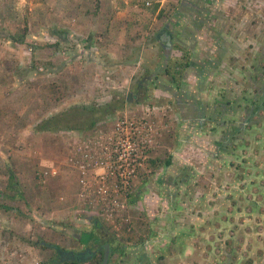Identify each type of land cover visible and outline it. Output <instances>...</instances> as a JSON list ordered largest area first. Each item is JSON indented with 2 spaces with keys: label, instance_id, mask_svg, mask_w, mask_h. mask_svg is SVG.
I'll return each instance as SVG.
<instances>
[{
  "label": "rangeland",
  "instance_id": "rangeland-1",
  "mask_svg": "<svg viewBox=\"0 0 264 264\" xmlns=\"http://www.w3.org/2000/svg\"><path fill=\"white\" fill-rule=\"evenodd\" d=\"M127 5V0H0V188L7 193L0 194L4 205L0 207V264L73 261L67 253L88 245L83 234L89 229L85 214L97 216L110 236L120 235L123 243L135 237L139 241V230L146 229V224L134 227L137 215L143 216L132 201L136 181L166 165L151 161H167L170 156L168 152L161 158L157 152L173 131L174 108L167 92L180 85L165 72L169 61L157 62L161 49L153 48L152 32L145 23L149 20H140V11ZM262 5L252 0L257 11ZM145 6L151 11L152 0ZM10 33L24 35L23 42H14ZM101 61H109L112 67ZM146 61L155 65L148 68ZM150 68H157L159 75H150ZM133 93L138 96L132 98ZM116 97H125V106L106 115L94 129L46 133L35 128L43 118L69 107H103ZM141 121L146 127H138L139 135L147 140L140 143L132 191L117 193L118 207L94 204V200L108 203L113 197L112 182H107L108 194L97 186L99 178L92 180L94 186L88 182L83 187L85 176L72 165L71 154L84 147L88 137L117 139L119 124ZM175 167L169 173L185 175ZM12 174L17 187L9 186ZM237 214L242 216L244 211ZM260 237L263 243L255 252L262 254L264 231ZM119 256L124 252L113 250L108 264H119ZM59 257L65 259L57 261ZM92 258L98 264L100 256ZM84 259L77 261L81 264ZM154 262L162 264L161 257L152 256Z\"/></svg>",
  "mask_w": 264,
  "mask_h": 264
},
{
  "label": "crops",
  "instance_id": "crops-1",
  "mask_svg": "<svg viewBox=\"0 0 264 264\" xmlns=\"http://www.w3.org/2000/svg\"><path fill=\"white\" fill-rule=\"evenodd\" d=\"M127 1L149 20L153 48L161 49L157 62H168L170 52L189 64L180 86L167 92L173 131L157 156L170 152L172 164L136 181L132 201L143 216L134 227L146 224L145 233L123 243L85 214L87 246L109 243L124 252L119 264H151L152 256L162 264H264V252H255L264 231V0L259 11L252 0H152L151 11L150 0ZM150 75L159 70L150 68ZM172 166L185 175L169 173ZM0 194L7 195L1 188ZM90 260L81 264H96Z\"/></svg>",
  "mask_w": 264,
  "mask_h": 264
},
{
  "label": "built area",
  "instance_id": "built-area-1",
  "mask_svg": "<svg viewBox=\"0 0 264 264\" xmlns=\"http://www.w3.org/2000/svg\"><path fill=\"white\" fill-rule=\"evenodd\" d=\"M143 126L146 127L143 121L129 122L123 126L119 124L116 128L119 138L88 137L82 142L84 147L71 154L72 165L85 176L81 180L82 186H87L88 182L90 187L94 186L92 180L99 178L97 186L100 185L101 190L108 194L110 188H107V182H112L113 197L109 198L108 203L94 200V204L118 207L120 204L117 193L121 190L132 191V180L138 175L140 165V143L147 140L141 137L142 133L139 135L138 127L144 128Z\"/></svg>",
  "mask_w": 264,
  "mask_h": 264
},
{
  "label": "trees",
  "instance_id": "trees-1",
  "mask_svg": "<svg viewBox=\"0 0 264 264\" xmlns=\"http://www.w3.org/2000/svg\"><path fill=\"white\" fill-rule=\"evenodd\" d=\"M9 37H11L14 42H23L22 36H15L10 33ZM58 44H56L57 46ZM185 56H181L180 59L174 56H171L169 59V65L165 69V72L171 76V82H173L176 86L180 85L183 77H184V69L188 66L189 62L184 61ZM183 59V60H182ZM135 95V94H134ZM133 98V97H132ZM126 100L125 97H116L114 103H107V105L103 107H87L85 106L83 109L79 108V106H74L72 108H68L63 112L53 114L47 118H43L35 128L41 132H58L60 130H91L96 128L97 124L104 119L106 115L112 114L115 110L122 109L125 106ZM155 166L161 165V163L171 164V160L160 161L158 159H152L151 161ZM9 186L17 187L18 182L15 181L16 176L14 174L10 175ZM4 205H0L3 207ZM98 257V256H97ZM97 257L95 259H97ZM93 261V260H92ZM102 257L100 256V260L98 264H102ZM62 264H80L79 261H67Z\"/></svg>",
  "mask_w": 264,
  "mask_h": 264
},
{
  "label": "water",
  "instance_id": "water-1",
  "mask_svg": "<svg viewBox=\"0 0 264 264\" xmlns=\"http://www.w3.org/2000/svg\"><path fill=\"white\" fill-rule=\"evenodd\" d=\"M162 39L165 41V47L168 49L171 47V35L169 33H165L163 36H162ZM101 249V247L99 248ZM91 250V249H90ZM112 247L109 243H106L104 245V257H103V261H102V264H108L110 259H111V255H112ZM91 253V251H90ZM88 252V254H90ZM93 256H91V254L86 257L84 260H87V259H91ZM79 258V257H78Z\"/></svg>",
  "mask_w": 264,
  "mask_h": 264
},
{
  "label": "flooded vegetation",
  "instance_id": "flooded-vegetation-1",
  "mask_svg": "<svg viewBox=\"0 0 264 264\" xmlns=\"http://www.w3.org/2000/svg\"><path fill=\"white\" fill-rule=\"evenodd\" d=\"M137 90L138 89H136V91ZM133 95H134V93H133ZM134 96H138V95L135 94ZM103 245H104V243L99 245V247H101V249H99V247L93 249V248H90V247L86 246L83 249L84 251H82V253L80 255H72L71 253H68V255H70L69 256L70 259H74V258L78 259V257L79 258H86V257H88L91 254V256H93L94 258H96L97 256H101L102 257V261H103V257H104V246ZM90 251H91V253H90ZM88 252L90 254H88ZM113 256H114V254H113ZM111 257H112V255H111ZM91 259H93V258H91ZM73 261H77V260H73Z\"/></svg>",
  "mask_w": 264,
  "mask_h": 264
},
{
  "label": "clouds",
  "instance_id": "clouds-1",
  "mask_svg": "<svg viewBox=\"0 0 264 264\" xmlns=\"http://www.w3.org/2000/svg\"><path fill=\"white\" fill-rule=\"evenodd\" d=\"M132 97L134 98V97H136V96H134L133 94H132ZM84 251V250H83Z\"/></svg>",
  "mask_w": 264,
  "mask_h": 264
}]
</instances>
